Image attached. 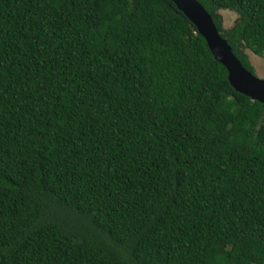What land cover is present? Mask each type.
<instances>
[{"label": "trees", "instance_id": "1", "mask_svg": "<svg viewBox=\"0 0 264 264\" xmlns=\"http://www.w3.org/2000/svg\"><path fill=\"white\" fill-rule=\"evenodd\" d=\"M0 264H264V104L170 0H0Z\"/></svg>", "mask_w": 264, "mask_h": 264}, {"label": "water", "instance_id": "2", "mask_svg": "<svg viewBox=\"0 0 264 264\" xmlns=\"http://www.w3.org/2000/svg\"><path fill=\"white\" fill-rule=\"evenodd\" d=\"M170 1L189 19L197 32L204 37L214 59L225 66L227 79L231 87L251 100L264 104V78L245 68L232 51L227 39L220 34L211 14L206 11L198 0Z\"/></svg>", "mask_w": 264, "mask_h": 264}, {"label": "rangeland", "instance_id": "3", "mask_svg": "<svg viewBox=\"0 0 264 264\" xmlns=\"http://www.w3.org/2000/svg\"><path fill=\"white\" fill-rule=\"evenodd\" d=\"M223 29L230 28L237 20V14L230 11H218ZM241 51L247 56L250 65L253 67L254 74L264 78V59L255 55L246 48H242Z\"/></svg>", "mask_w": 264, "mask_h": 264}]
</instances>
